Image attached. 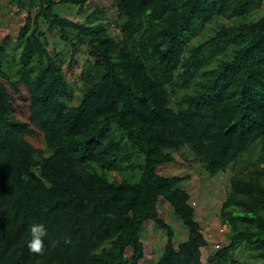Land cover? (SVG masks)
Listing matches in <instances>:
<instances>
[{"label": "trees", "instance_id": "obj_1", "mask_svg": "<svg viewBox=\"0 0 264 264\" xmlns=\"http://www.w3.org/2000/svg\"><path fill=\"white\" fill-rule=\"evenodd\" d=\"M13 2L28 15L0 39V264H139L147 221L165 234L155 264H205L186 177L159 169L187 148L214 177L264 140V14L246 21L264 0H113L118 37L98 6L79 23L55 11L85 0ZM216 20L237 22L192 42ZM53 31L72 47L66 71ZM160 198L187 230L177 248ZM219 220L228 244L210 264L242 247L264 264V168L231 176Z\"/></svg>", "mask_w": 264, "mask_h": 264}, {"label": "rangeland", "instance_id": "obj_2", "mask_svg": "<svg viewBox=\"0 0 264 264\" xmlns=\"http://www.w3.org/2000/svg\"><path fill=\"white\" fill-rule=\"evenodd\" d=\"M59 1L56 0V2ZM97 6L104 11V15L95 21L105 23L112 36L118 37V29L115 25V23H118V18L113 0H85L81 14H77L78 7L67 8L63 3H57L55 11L63 17L79 23L84 22L87 15ZM263 14L264 2L259 10L246 18V21L256 20ZM27 15L28 10L18 7L13 0H0V39L5 36L16 37L19 29L25 23ZM236 22L235 20L213 21L207 24L202 33L193 38L192 42L211 36L221 24L228 25ZM45 28L43 26L42 30L45 31ZM53 35L47 34L45 36L48 51L51 56L58 55V61L62 63L63 70L66 71L72 47L70 42L64 43L57 39L56 31H53ZM86 58V52L78 48L74 68L70 73L66 72L65 74L73 90L70 105H76L81 96L83 85L76 78L79 77ZM171 103L172 106H175L176 98L171 97ZM33 142L37 143V140L33 139ZM173 156L174 161L161 167L159 171L164 176L186 177L181 186L190 195L189 203L195 210L194 220L200 225L201 232L207 241V246L202 249V260L205 264H210L209 260L215 252L225 248L228 244L229 231L226 226L220 223L219 210L228 190L229 180L232 175L244 174L253 166L264 168V140L256 142L236 163L231 164L225 171L214 177H208L202 165L193 161L194 155L187 148L178 152L174 151ZM157 210L159 218L173 228L175 232L173 242L175 248H177L185 242L187 230L174 217L170 206L161 198L158 200ZM139 239L145 247V257L139 264H155L163 248L165 234L155 227L153 221H147L141 228ZM128 256H132L131 251L128 252ZM253 262H255V259L251 257L250 251L242 247L235 250L222 264H252Z\"/></svg>", "mask_w": 264, "mask_h": 264}]
</instances>
